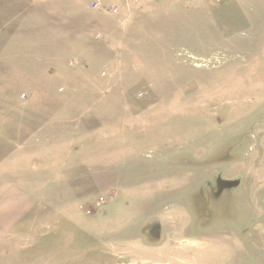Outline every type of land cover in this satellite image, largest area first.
<instances>
[{
    "label": "rangeland",
    "instance_id": "obj_1",
    "mask_svg": "<svg viewBox=\"0 0 264 264\" xmlns=\"http://www.w3.org/2000/svg\"><path fill=\"white\" fill-rule=\"evenodd\" d=\"M13 2L0 264H264V0Z\"/></svg>",
    "mask_w": 264,
    "mask_h": 264
},
{
    "label": "crops",
    "instance_id": "obj_2",
    "mask_svg": "<svg viewBox=\"0 0 264 264\" xmlns=\"http://www.w3.org/2000/svg\"><path fill=\"white\" fill-rule=\"evenodd\" d=\"M0 2H1L0 12L2 10H4V14H6V17L8 16V18H11L9 21H10V25L13 26L14 25V17H16V12H14V11H18L17 9H14L15 7H14L13 0H0ZM55 32H50L51 35L48 37L47 43H48V46H50V47H52V45H53V47H55V45H57L60 41V38L58 39L56 37L55 34H57V33H55ZM54 41H55V43H54Z\"/></svg>",
    "mask_w": 264,
    "mask_h": 264
},
{
    "label": "built area",
    "instance_id": "obj_3",
    "mask_svg": "<svg viewBox=\"0 0 264 264\" xmlns=\"http://www.w3.org/2000/svg\"><path fill=\"white\" fill-rule=\"evenodd\" d=\"M91 7H92V9H96L98 7V4L97 3L96 4H92ZM109 11H110L111 14L117 13V9L116 8H110Z\"/></svg>",
    "mask_w": 264,
    "mask_h": 264
}]
</instances>
